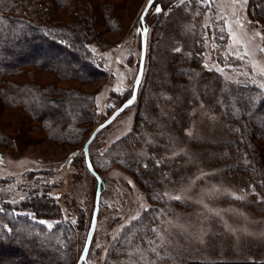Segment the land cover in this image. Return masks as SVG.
Masks as SVG:
<instances>
[{
  "label": "rangeland",
  "instance_id": "obj_1",
  "mask_svg": "<svg viewBox=\"0 0 264 264\" xmlns=\"http://www.w3.org/2000/svg\"><path fill=\"white\" fill-rule=\"evenodd\" d=\"M147 1L129 0L121 5L118 14L122 30L99 28L103 42L93 43L91 49L108 72L105 80L88 85L63 81L33 67L26 69L31 73L27 77L18 74L13 79L21 83L33 77L42 84L54 82L84 91L99 88L97 123L101 122L130 90L132 93L141 54L140 15ZM184 2L191 6L185 12L175 10L170 16L169 7L165 16L155 12L156 4L150 9L138 97L91 144L93 155L104 154L133 129L137 115L142 114L141 141L134 150L143 161L151 155L164 164L161 196L150 194L132 174L110 160L101 164L105 180L85 264H103L122 230L135 220L133 217L138 218L151 207H156L158 213L155 236L150 237L148 246L130 250L127 264L264 261V211L260 210L263 194L252 181L226 174V164L219 160L223 149L218 147L227 138L222 120L224 107L213 105H222L225 95L239 85L264 84V52L260 51L264 39L255 35L264 33V29L249 18L248 0ZM175 52L200 59L199 64H186L189 75L176 87L167 85ZM14 111V107L0 109V206L5 201L25 199L33 186L36 192H43L46 188L42 183L48 180L55 183L50 192L60 203L64 218L76 228L82 214L92 216L96 193L93 174L83 162L82 146L46 139L42 130L18 133L20 117ZM17 137L20 141L14 142ZM177 195L180 200L172 198ZM16 213L32 215L29 210ZM42 221L48 227L56 223ZM78 242L75 245L80 256L85 239L83 246Z\"/></svg>",
  "mask_w": 264,
  "mask_h": 264
},
{
  "label": "trees",
  "instance_id": "obj_2",
  "mask_svg": "<svg viewBox=\"0 0 264 264\" xmlns=\"http://www.w3.org/2000/svg\"><path fill=\"white\" fill-rule=\"evenodd\" d=\"M126 1L129 0H0V109L16 108L14 112L21 125L18 133L42 130L46 139L59 144L84 145L100 123L96 105L99 88L93 91L64 88L54 82L39 83L33 77L20 83L13 77L18 74L27 77L31 73L26 69L33 67L51 72L63 81L88 85L105 80L108 72L91 45L103 42L99 28L116 32L123 29L118 10ZM158 3L163 11L157 14L164 15L169 7V16L175 10L185 12L191 6L186 2L178 5V0H155L153 5ZM149 13L150 10L145 16L146 24ZM247 13L252 22L264 29V0H248ZM199 63L197 56L191 59L182 52L173 53L169 64L173 67L172 75L167 85L176 87L183 83L189 75L186 64ZM131 94L130 90L118 106ZM213 105L217 109L224 107L222 120L227 132V138L218 145L223 149L219 160L226 164V174L252 181L263 194L260 210L264 211V90L254 84L239 85L225 95L222 105ZM142 119L143 115L138 114L133 129L104 154L93 155L91 143L90 159L103 180L102 187L105 179L101 164L110 160L132 174L150 194L161 196L164 164L151 155L143 161L134 150V145L141 141ZM34 122L37 124L32 125ZM1 129L0 123L3 135ZM13 139L15 142L18 137ZM82 157L85 162V156ZM91 176L95 193L97 181ZM42 185L46 188L43 192H36L33 186L25 199L17 203L5 201L0 206V264H76L79 250L75 242L78 240L83 246L91 215L87 218L82 214L75 228L64 218L60 203L50 192L55 183L47 180ZM20 210H29L32 215L16 213ZM42 220L56 223L48 227ZM157 220V209L151 207L132 221L122 230L103 264H127L130 250L149 245L150 237L156 233ZM185 264H264V261L191 260Z\"/></svg>",
  "mask_w": 264,
  "mask_h": 264
},
{
  "label": "water",
  "instance_id": "obj_3",
  "mask_svg": "<svg viewBox=\"0 0 264 264\" xmlns=\"http://www.w3.org/2000/svg\"><path fill=\"white\" fill-rule=\"evenodd\" d=\"M154 2H155V0H154ZM153 3L151 4V6H149V0H148L146 5H145V7L142 10L141 15H140V21H141V16H144V22H143V24H141V27H142V32H141V54H140L138 72H137V75H136L134 83H133L132 94L121 105H119L104 121L100 122L93 129V131L91 132L90 136L88 137V139L85 141L84 145L82 146V151H83L84 156H85L86 166H87L88 170H89L88 162L89 161L91 162L90 154H89V146L94 140L93 139L92 142L89 143L90 138H92L93 136L96 137L100 133V131H102L106 126H108L109 124H107L104 128H101V125L106 124V122L108 120H110L124 104H126L130 99H132L133 96L135 97V100L137 98L139 86H140V83H141V80H142V77H143L144 65H145V59H146V52H147L148 27H146L145 16L147 15L148 11L152 7ZM157 6L161 7V5L159 3L156 4V7ZM156 7H155V9H156ZM145 28L147 29L146 35L143 33V29H145ZM135 100H134V102H135ZM133 103H131L129 106H131ZM125 109L126 108H124V110ZM122 112H119V114L115 116V119ZM114 120H112V122ZM97 129H99V131H97ZM77 152L78 151H75L74 154H76ZM91 164H92V162H91ZM92 168H93V171H90V170L89 171L96 177V180H97V188H96L95 199H94V210H93V213H92V216H91L90 225H89V228H88V231H87V234H86L83 250H82V252H81L76 264H83L86 261V259H87V255L89 253L90 246H91V243H92V240H93V236H94V233H95V230H96L98 214H99V210H100V201H101V193H102V178L95 171L93 164H92Z\"/></svg>",
  "mask_w": 264,
  "mask_h": 264
},
{
  "label": "snow or ice",
  "instance_id": "obj_4",
  "mask_svg": "<svg viewBox=\"0 0 264 264\" xmlns=\"http://www.w3.org/2000/svg\"><path fill=\"white\" fill-rule=\"evenodd\" d=\"M153 2H154V0H149V6H151V4H152ZM181 2L183 3L184 0H181ZM204 2L210 3L211 0H204ZM244 2L246 3L247 0H244ZM155 11H156L157 13H161V12L163 11V9H162L161 7H159V6H157L156 9H155ZM143 22H144V16H141V24H143ZM143 33L146 35V33H147V29H146V28L143 29ZM255 35H258V36L261 37V39H264V33H259V32H257V33H255ZM260 51H261V52H264V48H260ZM239 58H240V59H243L242 56L239 57ZM262 75H264V71H262ZM259 87L262 88V89H264V84H260ZM169 99H170V98H169ZM134 100H135V97L133 96L132 99H130L126 104H124V105L118 110V112H117V113H116V114H115L110 120H108V121L106 122V124L101 125V128H104L107 124H110V123L112 122V120L115 119V116L118 115L119 112H122V111L124 110V108H127L131 103H133ZM97 131H99V129H97ZM187 134H188L189 136L192 135L191 132H188ZM93 139H95V136H93L92 138H90L89 143H91ZM73 155H75V154H73ZM70 159H71V158H70ZM145 167H147V165H145ZM88 168H89L90 171H93L92 164H91L90 161L88 162ZM172 198L175 199V200H180V199H181V197H180L179 195L174 196V197H172ZM136 218H137V217H133V219H136ZM42 223H43V221H42ZM49 227H51V225H49ZM8 231L11 232L12 230H11V229H8Z\"/></svg>",
  "mask_w": 264,
  "mask_h": 264
}]
</instances>
